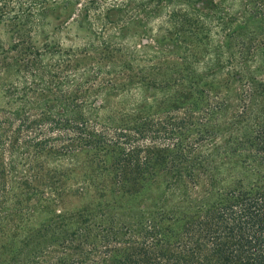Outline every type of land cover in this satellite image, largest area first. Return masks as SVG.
<instances>
[{
  "label": "trees",
  "instance_id": "trees-1",
  "mask_svg": "<svg viewBox=\"0 0 264 264\" xmlns=\"http://www.w3.org/2000/svg\"><path fill=\"white\" fill-rule=\"evenodd\" d=\"M0 264H264V0H0Z\"/></svg>",
  "mask_w": 264,
  "mask_h": 264
}]
</instances>
